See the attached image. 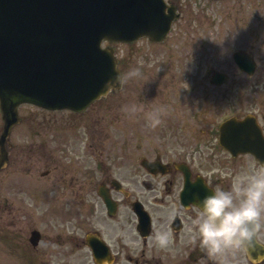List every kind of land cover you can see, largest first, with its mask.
Wrapping results in <instances>:
<instances>
[{"label":"flooded vegetation","instance_id":"af4514ba","mask_svg":"<svg viewBox=\"0 0 264 264\" xmlns=\"http://www.w3.org/2000/svg\"><path fill=\"white\" fill-rule=\"evenodd\" d=\"M165 2L180 18L164 43L144 38L118 55L124 76L122 88L113 92L115 103L100 100L82 113L71 111L72 149L79 144L75 131L84 134L92 126L94 133L92 149L71 151V180L67 188L62 185L65 203L59 215L68 217L70 230L65 244L59 234H50L51 227L38 225L39 201L28 202L35 184L16 182L20 180L12 178L16 172L10 169L18 164L27 168L26 159L21 161L8 146L9 162L0 170V252L5 254L0 263L214 264L191 240V221L198 201L214 185L227 186L233 173L261 166L251 153L224 148L220 138L222 123L234 116L252 118L264 137V0ZM210 9L214 16L198 18ZM207 36L219 43L205 53ZM141 42L163 50L159 56L144 53L136 62L134 47ZM240 51L253 56V74L239 70L234 54ZM155 64L160 72L150 81L147 67ZM135 68L141 86L129 75ZM216 72L226 74V81L215 82ZM125 106L136 111L128 113ZM161 106L162 123L147 127L148 114ZM114 108L117 129L108 135L106 123L113 113L107 110ZM51 118L43 115L41 124L50 126ZM162 224L171 232L166 248L155 242ZM241 264H251L247 253Z\"/></svg>","mask_w":264,"mask_h":264},{"label":"water","instance_id":"95a60500","mask_svg":"<svg viewBox=\"0 0 264 264\" xmlns=\"http://www.w3.org/2000/svg\"><path fill=\"white\" fill-rule=\"evenodd\" d=\"M133 13L134 7L117 0H0L4 115L23 101L81 109L114 89L111 55L106 72L87 63L80 68L77 59L98 55L103 38L149 34L147 22L136 24Z\"/></svg>","mask_w":264,"mask_h":264},{"label":"clouds","instance_id":"9594fccd","mask_svg":"<svg viewBox=\"0 0 264 264\" xmlns=\"http://www.w3.org/2000/svg\"><path fill=\"white\" fill-rule=\"evenodd\" d=\"M139 72L135 68L129 75ZM124 111L132 113L136 108L125 106ZM164 111L163 106L154 108L148 114L146 126L160 125ZM196 207L190 238L205 259L214 264H241L244 253L252 257L255 252L257 256L251 258V264L264 261V166L233 173L227 186L214 185ZM170 241L171 232L162 224L156 231L155 242L166 248Z\"/></svg>","mask_w":264,"mask_h":264},{"label":"rangeland","instance_id":"374dc122","mask_svg":"<svg viewBox=\"0 0 264 264\" xmlns=\"http://www.w3.org/2000/svg\"><path fill=\"white\" fill-rule=\"evenodd\" d=\"M214 16V12H211V9L209 11L204 10L201 13H199L198 18L200 17H208L211 18ZM207 40H210V38H206ZM243 46V45H242ZM121 52L122 54H125L126 51L129 49L127 46H121ZM160 50H163V48L159 47H152L146 42L138 43L134 47V55L136 62L140 59L141 55L144 53H149L154 51L156 56L160 55ZM209 55H216L215 53H208ZM170 63H174V59L170 60ZM148 72L145 74L150 81L153 80L152 75L156 74L159 75V68L155 64L154 67L149 66L147 67ZM144 75V74H143ZM138 74L134 75V80L136 81V86H141L138 81L140 79L138 78ZM238 92V91H236ZM242 95V90H240ZM115 99V98H113ZM111 100V99H110ZM108 100L104 104L105 105H111V101ZM115 102V101H113ZM114 112L115 109L107 110ZM26 114V126L18 135L15 136L14 141V147H13V155L14 151L17 156H19L20 160L26 159L25 163L27 165V168L24 164H18L16 166H13L11 169L12 171L16 172L15 175H18V177H24V175H29L33 178H38L43 183H48L50 186L54 188V191L52 192L54 195L60 194L62 195V185H64L66 188L68 187V184L71 180V171H68L66 168L70 169L69 162L71 161V157H74L71 155V151H74L76 153L81 152L83 153L85 151L84 148L80 146H75L76 148H71V138H68L66 135H71V114L68 112H58L54 114V118L57 119L56 122L52 124L51 128H47L45 125L44 127H41L39 124L40 116L39 118L36 117V111L34 109L31 110H25ZM108 114V113H107ZM113 115V114H109ZM115 121V117H111V120H108V123H113ZM55 126V127H53ZM31 131H37L42 129V134L40 136H33L29 134L28 130ZM45 129H53L51 131H47ZM60 135H65L66 138H61ZM59 136V137H58ZM65 139V140H64ZM45 141V142H43ZM30 145L28 148L27 146ZM77 145V144H76ZM23 146L25 149H22ZM55 157L56 161H52V158ZM71 170V169H70ZM45 171H50V176L42 177V174ZM13 175V176H15ZM12 176V177H13ZM28 176V177H29ZM7 186V185H6ZM38 189V188H36ZM61 192V193H57ZM7 192V190H5ZM39 193V192H35ZM46 195V194H45ZM32 198V200H28V202H38L43 197L42 196H35ZM50 196V195H49ZM36 199V201H35ZM39 204L43 207V209H37V213L40 214L43 211V225H50L53 227H57L56 229H53V231L49 230L51 235L55 236L56 231L62 230V226L57 225L53 221L51 217H48V211L50 209V204L44 200L40 201ZM29 225V223H28ZM52 228V227H51ZM55 238V237H53ZM61 242L65 244V241L68 239L66 236L60 237ZM65 247V245H60V248ZM2 247H0L1 250ZM0 257L2 259L5 258L4 251L0 252ZM5 260H3V263L5 264Z\"/></svg>","mask_w":264,"mask_h":264}]
</instances>
